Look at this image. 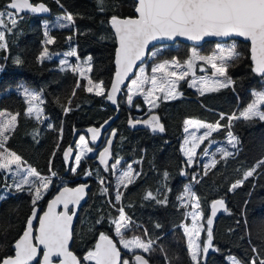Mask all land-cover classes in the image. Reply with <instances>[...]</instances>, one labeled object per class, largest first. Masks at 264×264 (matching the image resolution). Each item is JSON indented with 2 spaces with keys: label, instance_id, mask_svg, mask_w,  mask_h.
Returning a JSON list of instances; mask_svg holds the SVG:
<instances>
[{
  "label": "trees",
  "instance_id": "16d2710c",
  "mask_svg": "<svg viewBox=\"0 0 264 264\" xmlns=\"http://www.w3.org/2000/svg\"><path fill=\"white\" fill-rule=\"evenodd\" d=\"M8 2L9 0H0V10ZM31 3L47 5L51 16H23L13 33L6 36L8 48L6 51L0 49V68L3 69L0 71V110L19 113L17 127L11 133L7 147L18 154L23 163L45 176L51 173L49 160L52 161L51 167L57 178L51 180L52 186L35 207L44 208L53 192L61 187L63 179H75L66 184L77 186L80 183L77 178L89 168L93 177L104 179L103 186L107 188V193L102 194V185L92 181L93 189L79 213L72 251L83 264H88L84 256L94 249L101 233L111 238L119 248L115 226L111 221L119 216L116 209L121 207L134 222L125 232V237L136 236L144 241H156L154 251L146 254L150 264H191L187 252V237L181 227L182 224L188 225L189 221L185 219L184 207L176 199L189 180L188 177L181 178L179 174V170L186 167L183 166L184 160L178 148L185 133L184 121L215 123L220 120V114H238L246 107L252 99L251 91L264 85L261 77L251 71L249 45L229 41L236 45L237 52L240 53L239 60L228 69V75L235 81L234 86L198 96L183 81L179 87L182 92L180 97L168 101L159 100V106L149 113L140 99L134 100L131 107L125 103L119 105L120 114L113 125L117 134L112 157L122 159L126 165L132 163V168L140 175L126 189H119L123 195L117 204V189L112 184L113 176L109 166L105 170L98 165L96 158H86L81 162L77 173L71 175L69 168L72 163L64 158V152L77 130L97 128L113 116L114 111L107 102H102V97L86 91L84 81L77 73L71 70L60 71L56 60L45 59L40 63L37 57L45 47L44 22L72 13V25L49 31V35L55 37V43L47 45L49 53L66 52L74 46L77 58H91L89 78L95 83L102 81L104 87L108 88L116 70V43L110 30L109 18L113 15L133 17V2L104 0L101 5L98 0H59V3L57 0H31ZM69 36L73 37L71 41L67 39ZM208 44L203 47L216 43ZM189 48L191 47L180 43L164 46L156 60L176 58L183 61L189 56ZM17 57L22 60L20 65L14 63ZM196 72L209 74L212 69H196ZM77 80L80 81L79 88H76ZM22 85L41 91L45 101L42 105L45 118L42 124L32 116L25 115L26 102L18 93ZM101 106H105V109H101ZM65 107L71 109L67 114L64 112ZM152 116L158 117L164 131L153 132L144 123H137L134 127L128 125L129 120L151 123ZM220 123L227 125L228 121L225 119ZM232 130L240 141L237 153L227 160L219 158L216 167L208 175L199 176V183L193 186V193L199 198L200 210L205 217L215 199H223L229 208V214L213 224V247L206 257L202 254L200 264H229L228 257L248 264L253 255L252 246H256L260 254L264 255V233L260 232L264 227V165L257 168L253 177L241 187L229 191L230 185L242 179L246 170L264 159V123L259 120L235 121ZM226 135L227 129L222 128L213 133L210 139L220 142ZM190 170L194 172L192 168ZM165 173L168 174L167 178ZM6 185L8 179L5 181L0 172V194L1 188ZM148 192L161 200L166 196L167 205L144 199ZM5 197L0 200V260L13 255L12 245L24 231L33 208L27 191L17 193L14 190ZM201 223L207 227L205 221L202 220ZM157 224L160 225L159 228L156 227ZM206 240L207 232L201 231L199 242ZM132 255L133 253L123 252L124 259H131Z\"/></svg>",
  "mask_w": 264,
  "mask_h": 264
},
{
  "label": "snow or ice",
  "instance_id": "6c2138e0",
  "mask_svg": "<svg viewBox=\"0 0 264 264\" xmlns=\"http://www.w3.org/2000/svg\"><path fill=\"white\" fill-rule=\"evenodd\" d=\"M59 3V0H57ZM98 3L103 5L104 0H98ZM133 7L135 17L121 18L113 15L109 18V24L114 34V40L117 45L115 49L114 63L116 66L115 78L112 81L111 89L106 90L103 82L94 83L91 78L88 79L89 87L86 88L88 92H94L96 96H105L108 101L117 104L116 93L120 91V85L123 84L126 77L132 71L136 61L141 60L145 54V49L151 41L166 38L172 40L176 37H184L190 41H199L206 36L216 37H230L237 36L243 37L245 40L250 41V58L252 61L251 71L260 76L264 80V0H133ZM103 11V8H101ZM49 9L43 3L34 5L31 0H9L3 10H0V49L7 50L8 44L6 36L12 34L20 19H23V13H43ZM61 23L59 27H69L74 23V15L72 13H65L59 17ZM11 25V27H9ZM47 25L45 28L47 29ZM43 51L37 57V61L42 63L45 59H50L51 55L47 45L55 43V37L50 36L48 31L44 32ZM72 36L67 37L69 41ZM67 56H76V50L73 48L66 53ZM240 53L237 52L235 46L219 49L217 53L209 56L199 55L195 49L192 50L189 58L181 63L176 58L171 61H164L153 67V75L151 78L144 75L143 69L140 74L131 81L128 86L127 100L129 105L133 102L134 95H144V100L149 103L153 108L158 107L159 100L176 99L180 95L177 91L180 81L186 80L196 66L197 61H202L203 64L208 65L212 69V77H201L199 79L193 78L189 82V87H195L197 91L204 95L206 92H217L221 88H228L235 85V81L228 75V69L239 60ZM91 58H89V61ZM89 61H85L87 69L90 72L92 66ZM15 64L20 65L22 60L17 57L14 61ZM60 71H65L66 67L71 68L74 73L79 72L83 77L84 73L77 65L73 67L68 64L66 59L60 61ZM3 69L0 68V71ZM201 71H204L201 68ZM156 73H161L157 76ZM146 84L151 87L145 88ZM80 81L77 80L76 88H79ZM160 93L161 95H155ZM22 95L25 96L28 108L25 115L31 117L33 114L39 120L43 109L39 106L44 103L43 98L35 91L24 88ZM75 95V89H73ZM253 99L246 105V107L239 111L237 114L233 112L231 115L220 114V120L215 123H204L194 120H185V131H188V125L196 126L197 128L206 129L196 139L199 143H194L187 151L182 145L181 151L184 152L187 158L188 166H192L194 157L196 156L197 148L200 143L209 140L213 133L220 131L222 128L227 129V143L233 148H237L240 143L238 136L233 132L234 122L243 120L245 122H254L259 120L264 122V89L251 91ZM154 97V98H153ZM71 109L64 108L65 114ZM19 113L12 114L6 110H0V171L13 172V165L16 170L24 171L26 174L16 181L14 184L6 185L9 189L14 188L17 193L25 191L31 196V204L33 205L31 216L27 219L25 230L23 234L14 242V255L8 256L0 260V264H81L75 255L69 251V241L72 239L71 222L72 217L75 215V210L68 211V205L78 204L84 196L86 185H80L76 188L64 187L59 194L48 203V210L39 217V228L36 230V235H33L34 225L33 220L37 217L35 205L43 199L44 193L48 190L51 178L40 174V172L28 166L26 169L22 168V158L11 151L7 147V142L10 139L11 133L17 127V118ZM227 120V125L221 124L220 121ZM107 123V121H105ZM137 123H144L151 127L153 132L164 131L163 126L160 124L158 117L152 116L151 123L149 121H133L129 120V125L134 127ZM51 128L52 126L49 125ZM89 132L92 133V140L95 141L99 129L90 128ZM115 132H113V136ZM188 141L185 140V144ZM211 143V141H210ZM112 140L107 141V145L100 153V162L105 165V170H108L107 158L110 155V147ZM78 148L80 149L75 155L74 165L69 168L73 174L77 173L80 167L82 158L89 152H92L88 146L84 136L80 137ZM72 149L68 148L64 152L65 161L68 160ZM204 152L207 154L208 149L205 148ZM220 159L227 160L233 157L235 153L225 148H220L218 153L213 154V158L203 165V175H208V172L215 168L218 161L216 155ZM55 156V153H53ZM120 164L116 160L111 165V169L115 174L117 165ZM52 161L49 160V171L54 177L56 173L52 170ZM264 165V159L249 170H246L242 179L236 180L229 187V191L241 187L245 181L253 177L256 169ZM85 175H91L90 172ZM140 173H135L139 176ZM165 178L168 174L165 173ZM181 175H185L182 171ZM34 178V179H30ZM134 174L131 165L127 170L123 171L117 178V194L115 197L116 203L121 201L122 192L119 188H127L129 184L134 182ZM193 181L199 183L196 176L192 177ZM102 185V194L107 193V188L104 187V179L100 178ZM184 196L189 197L195 203L191 204L192 211L186 212L185 216H191L192 225L188 227L181 225L184 230V235L187 237V252L191 260V264H200L202 254L206 257L209 249L212 248L213 239V217L216 216L217 211L225 208V201L217 199L211 203V215L205 217L200 210L199 198L192 192L190 186L184 188ZM184 196L180 197L181 206L187 207V202ZM3 194H0V200L5 199ZM144 199L155 200L157 204L167 205V197L163 200L159 199L156 195L148 192ZM247 203V202H246ZM58 204H63L65 212H56L55 207ZM227 211V209H225ZM119 216L111 223L115 226L116 236L119 237L120 246L128 252L133 253L131 259H123L121 252L117 245L107 235L101 233L94 249L89 250L84 256V260L88 264H150V260L144 254H150L153 249L155 240L144 241L140 237L126 238L125 232L129 230L133 221L126 215L124 208L118 209ZM205 221L204 224H198L197 221ZM100 221L98 220L97 223ZM160 227L159 224L156 225ZM201 231L207 232V240L205 242H198ZM264 233V227L260 229ZM145 230V235H147ZM42 246L43 256L38 259V249ZM140 250V254L136 252ZM215 250V249H214ZM163 251V248L161 249ZM253 255L250 257L248 264H264V255L260 254V250L256 246L251 249ZM53 257L58 258L54 261ZM229 264H243V262L235 258H229Z\"/></svg>",
  "mask_w": 264,
  "mask_h": 264
},
{
  "label": "rangeland",
  "instance_id": "374dc122",
  "mask_svg": "<svg viewBox=\"0 0 264 264\" xmlns=\"http://www.w3.org/2000/svg\"><path fill=\"white\" fill-rule=\"evenodd\" d=\"M61 17V16H60ZM61 23H66V21H61L60 19H59V16L58 17H56L53 21H46V22H44V32L47 30L48 31V33H49V31L50 30H52V29H54V28H61V27H59V25L61 24ZM45 25H47L48 27H47V29L45 28ZM229 42V41H228ZM226 42V43H216V44H212L211 46H205V47H203V48H193V47H191V48H189V56L191 55V52H192V50L193 49H195L196 50V52L199 54V55H203V56H209V55H212V54H214V53H217V51L219 50V49H223V48H227V47H229V46H235V48H236V45L233 43V42ZM209 43H215V42H209ZM206 44H208V43H206ZM209 45V44H208ZM74 48V46H72L71 48H69L66 52H62V53H56V54H50L51 55V58L50 59H48V60H56L57 61V63H58V70H60V67H61V65H60V61L61 60H63V59H66L67 61H68V64L69 65H72L73 67H75V66H79L80 67V69H81V71L84 73V76L82 77L81 75H80V73L79 72H77V74H78V76H79V78L81 79V80H83L84 81V86H85V89L87 88V87H89L90 85L88 84V79L87 78H85V77H88L89 78V71H88V69H87V65L85 64V61H89L88 59H86V60H81V59H79V58H77V55L76 56H67L66 55V53L67 52H69L71 49H73ZM163 48H164V46H158V47H155V48H153L150 52H149V54H148V57H147V59H146V61H145V63L144 64H142L141 66H139L138 68H137V70H136V72H135V74H134V76L132 77V79L130 80V82L128 83V85H127V87L125 88V90H124V95H123V97L119 100V105L120 104H123V103H125L128 107H131V105H129V103H128V100H127V96H128V91H129V89H128V86L131 84V81L133 80V79H135L136 78V76L137 75H139L140 74V70L141 69H143V71H144V75L145 76H147V77H149V78H151V76L153 75V72H152V69H153V67H155L157 64H159V63H162V62H164V61H171L172 59H170V60H156L157 59V56L163 51ZM75 49V48H74ZM237 50V49H236ZM189 56H188V58H189ZM187 58V59H188ZM187 59H185V60H183V61H180L181 63H183L184 61H186ZM179 61V60H178ZM210 66H208V65H205V64H203V62L202 61H197L196 62V66H195V68L193 69V74H191L186 80H183V81H186L187 82V87L188 88H190L196 95H198V96H202L198 91H197V89L195 88V87H189V82L193 79V78H196V79H199V78H201V77H210V78H219V77H212V73H200V74H198L197 72H196V69H198L199 71H201V68H203L204 69V71L206 70V68H209ZM211 68V67H210ZM65 70H71L72 71V69L71 68H68V67H66V69ZM156 75L159 77V76H161L162 74L161 73H156ZM219 79H223V78H219ZM183 81H180L179 82V85H178V89H177V91L180 93V95L178 96V97H180L182 94H181V92H180V90H179V87H180V85L183 83ZM263 82H264V80H263ZM95 83V82H94ZM145 88H149V87H151V85L150 84H146L145 86H144ZM24 88H28L29 90H31V91H35V92H37L42 98H43V100H44V97H43V95H42V93H41V91H38V90H36V89H34V88H30V87H27V86H24V85H22V87L18 90V93L20 94V96L24 99V101L26 102V98H25V96L24 95H22V92H23V89ZM106 90H108V88H105ZM261 89H264V85L260 88V89H257V90H261ZM89 93H91V94H94V92H89ZM206 93H208V92H206ZM205 93V94H206ZM155 95H161L160 93H156ZM100 97H102V102H107V99H106V97L105 96H100ZM154 98V97H153ZM136 99H140L141 101H142V103H143V105H144V107H145V110H146V112L147 113H149V112H151V111H153L154 109H155V107L153 108L149 103H146L145 102V100H144V95L143 94H141V95H134L133 96V101L134 100H136ZM252 99H253V97H252ZM251 99V100H252ZM168 100H174V99H168ZM167 100V101H168ZM45 102V101H44ZM108 103V102H107ZM43 105V104H42ZM42 105H39L41 108H42ZM26 109L28 108V103L26 102ZM102 108H105V106H102ZM32 117L37 121V122H39V124H42L43 123V121L45 120V118H44V116H43V112H42V114H41V116H40V119L39 120H37L36 119V117H35V115L33 114L32 115ZM262 123H264V122H262ZM188 127V131L186 132L185 131V133H184V135H183V139L180 141V143H179V145H178V148H179V152H180V154H181V156H182V158H183V160H184V165L183 166H186L189 170L192 168L193 169V173H192V175H191V173H190V176H189V180H188V182L184 185V187L182 188V191L180 192V194L176 197V199H177V202H178V204L181 206V201H180V197H182V196H184V188L186 187V186H190V188H191V190H192V192H193V186H194V184L196 183V182H194L193 181V179H192V177L193 176H196L197 177V179H198V177L199 176H202L203 175V165L205 164V163H207L210 159H212L213 158V154L214 153H218V150L220 149V148H225V149H227V150H230V151H232L233 153H237V151H238V146H237V148H235V149H233L228 143H227V135H226V137L222 140V141H220V142H215V141H213L212 139H210L209 138V140H206V141H204L203 143H200V146H199V148H197V150H196V152H197V154H196V156L194 157V162H193V165L192 166H188V164H187V158H186V156H185V154H184V152H182L181 151V147H182V145L184 146V148H185V151H187L194 143H199V141L196 139L197 137H199L204 131H206V129H203V128H197L196 126H192V125H188L187 126ZM81 136H84V135H80L79 137H78V140H77V142H76V144H75V147H74V154L72 155V157L71 158H69L68 160H67V162H69L70 164L72 163V166L74 165V162H75V155L77 154V152L80 150L79 148H78V144H79V140H80V137ZM85 137V136H84ZM85 140L87 141V143H88V146L91 148V149H93V151L92 152H89V153H87L83 158H82V160H81V162L82 161H84L86 158H92L93 156H94V154L96 153V151L98 150V148H93V145L94 144H92V143H90L89 141H88V139L85 137ZM185 140H187L188 141V143L187 144H185ZM210 141H211V143H210ZM96 145V144H95ZM98 145V144H97ZM205 148H207L208 149V152H207V154L204 152V149ZM215 158L218 160L219 158H220V156L217 154L216 156H215ZM92 159H94V158H92ZM116 160H119L120 161V164L119 165H117V167H116V170H115V175H114V178H113V180H112V184L116 187V189H117V178H118V176L123 172V171H125V170H127V168H128V166L129 165H131V168H132V163L131 164H125L124 163V161L122 160V159H119L118 157H116V158H113L112 157V164H114L115 162H116ZM111 164V165H112ZM111 165H110V167H109V169H111ZM136 166V165H135ZM134 166V167H135ZM28 167V165L27 164H25V163H23L22 164V168H24V169H26ZM78 170V169H77ZM132 170H133V174H134V177H136L135 176V173H138V171H135V169H133L132 168ZM111 171L113 172V170L111 169ZM1 173H2V175H3V179L6 181V178L8 179V185H11V184H14L16 181H18L19 179H21L25 174H26V172H24V171H18V170H16V168H15V166L13 165V172H4V171H0ZM88 172H90V170L88 171ZM90 178V177H89ZM30 179H34V178H30ZM135 179V178H134ZM62 183H64V182H61V184ZM96 183L98 184H101L100 183V180L99 179H96ZM52 186V181H51V183L49 184V188ZM48 188V189H49ZM121 188H123V186H121L119 189H121ZM3 189V190H2ZM59 188H57L54 192H53V195L57 192V190H58ZM15 189L14 188H12V189H9L8 187H2L1 188V194H3L4 196H7L10 192H12V191H14ZM118 190V189H117ZM48 191V190H47ZM47 191L44 193V195H43V197L47 194ZM6 193V194H5ZM117 193V192H116ZM52 197V196H51ZM50 197V198H51ZM184 199H185V201L187 202V207H184V211H185V213L186 212H191L192 211V209H191V204L192 203H195V201H193V200H191L189 197H186V196H184ZM43 210V208H41V211ZM79 218V217H78ZM186 219L189 221V224L188 225H186V226H188V227H191V225H192V219H191V216L189 215V216H187L186 217ZM78 221V220H77ZM201 222H202V220L201 221H197V223L198 224H201ZM77 223V222H76ZM184 231V230H183ZM201 234V233H200ZM115 235H116V233H115ZM117 237V236H116ZM126 238H132V237H126ZM117 241H118V243H119V248L123 251V252H127V253H130V252H128L126 249H124V248H122L121 246H120V240H119V237H117ZM198 242H199V240H198ZM136 252L137 253H140V250H136ZM144 255H146V254H144ZM229 258L230 257H228V261H229ZM233 258V257H232ZM126 259V258H125Z\"/></svg>",
  "mask_w": 264,
  "mask_h": 264
},
{
  "label": "water",
  "instance_id": "95a60500",
  "mask_svg": "<svg viewBox=\"0 0 264 264\" xmlns=\"http://www.w3.org/2000/svg\"><path fill=\"white\" fill-rule=\"evenodd\" d=\"M129 1H132L133 0H129ZM41 3H38V4H34V5H39ZM45 5V4H44ZM45 7H47L49 9V11L47 12H43V13H23L22 16H35V17H38V18H48L51 16V10L50 8L45 5ZM135 12H134V16L135 17ZM110 26V24H109ZM110 30H111V33L114 37V34L112 32V29L110 27ZM228 41H236V42H240V43H244V44H248L249 45V54L251 55L250 53V47H251V44H250V41H247L245 40L243 37H237V36H230V37H216V36H206L204 37L202 40H199V41H190L184 37H176L172 40H168L166 38H162V39H158V40H155V41H151L149 43V45L147 46V48L145 49V54L144 56L142 57L141 60H138L136 61V64L133 66V69L132 71L129 73L128 77L125 78L123 84L120 85V91L118 93H116V99L118 101L117 104H113L111 101H108V104H109V108L111 110L114 111V115L111 116L110 118L106 119L105 121H107V123L102 122L97 128L95 129H99V134L96 138L95 141L92 140V133L88 131V129L90 128H83V129H80V130H77L75 133H74V137L69 145L68 148H71L75 146V143L76 141L78 140V137L80 135H84L88 141L92 144H98V145H101L104 143V137L105 135L108 134V138L107 140L105 141V144L104 146L98 151L97 153V163L98 165L101 167V168H105V165L104 164H101L100 162V156H99V153L106 147L108 146L107 145V141L109 139L112 140V144H111V147H110V155L107 158V163H108V166L111 165V162H112V155H113V146H114V143H115V140H116V130H112L113 128V125L114 123L117 121L118 117H119V114H120V108H119V100L123 97L124 95V90L125 88L127 87L128 83L130 82V80L132 79V77L134 76L137 68L139 66H141L142 64L145 63L147 57H148V54L149 52L155 48V47H158V46H169V45H175L177 43H180V44H183V45H187L189 47H193V48H201L204 44L206 43H209V42H215V43H226ZM117 47V45H116ZM116 71V70H115ZM115 78V73L113 75V79ZM112 79V81H113ZM112 81H111V84H112ZM111 84L109 85L108 87V90L111 89ZM113 132H115V135L113 136ZM73 150V149H72ZM74 154V150L72 151V153L69 155V158L72 157V155ZM68 158V159H69ZM80 185H86L87 187L85 188L84 190V196H83V199H81L79 201L78 204H69L68 205V211H69V214H71V210H75V215H73L72 217V222H71V231H72V239L69 241V251H71L73 253V255H75L77 257V259L82 263V260L72 251V245H73V235H74V230H75V226H76V222H77V219H78V216H79V212L80 210L86 205L87 201H88V192L90 190V185L87 183V182H82L80 184H78L76 187L80 186ZM64 187H68V188H76V187H70V186H63L61 187L45 204L43 210L41 211V206H37L35 207L36 208V212H37V217L33 220V225H34V230H33V235H36V230L39 228V217L42 216L47 210H48V203L53 200L58 194L59 192L64 188ZM217 200V199H215ZM225 209H227V211H225ZM55 211L60 213V212H65V208L63 206V204H58L56 205L55 207ZM229 214V208L225 202V208H221L217 211V214L215 217H213V224H215L216 222H218V220L224 216H227ZM211 215V205L209 206V214L208 216ZM31 216V214H30ZM29 216V217H30ZM28 217V218H29ZM25 230V229H24ZM23 234V232H22ZM21 234V235H22ZM20 235V236H21ZM19 236V237H20ZM18 237V238H19ZM99 237L96 239V242L98 241ZM95 242V244H96ZM114 242V241H113ZM115 243V242H114ZM14 245V244H13ZM12 245V249H13V255H14V247ZM119 249V248H118ZM120 250V249H119ZM121 252V250H120ZM42 256H43V249H42V246L38 249V259H42ZM121 256H123V253L121 252ZM123 258V257H122ZM53 260L54 261H58V258L56 257H53ZM33 264H36V262H33Z\"/></svg>",
  "mask_w": 264,
  "mask_h": 264
},
{
  "label": "flooded vegetation",
  "instance_id": "af4514ba",
  "mask_svg": "<svg viewBox=\"0 0 264 264\" xmlns=\"http://www.w3.org/2000/svg\"><path fill=\"white\" fill-rule=\"evenodd\" d=\"M129 125V124H128ZM112 130H116L117 131V129H116V127L114 126L113 128H112ZM107 138H108V134L107 135H105V137H104V143L103 144H101V145H93V148L95 149V148H98V150L96 151V153L94 154V156L92 157V158H96L97 159V153H98V151L104 146V144H105V141L107 140ZM184 172L185 173V175H181V172ZM179 174H180V176H181V178L182 177H188L189 178V176H190V173L192 174L193 172H191V170H189L187 167H185V169L183 168H181L180 170H179ZM90 173H91V171H90ZM116 174V173H115ZM112 171H111V175L113 176V178H114V175H115ZM71 175H73V173L71 172ZM89 177L91 178V180H89V178L87 179V183L90 185V190H89V192H88V194L92 191V189H93V182L94 181H96V178L95 177H93L92 176V173H91V175H89ZM137 178V176L135 177V179ZM79 181H80V183H81V180H80V178L78 177L77 178ZM134 179V180H135ZM73 181H75V179H72V180H70V179H68V181H66V182H68V183H72ZM93 181V182H92ZM66 182H64V183H62V185H61V187H63V186H70L69 184L67 185L66 184ZM80 183H78V184H80ZM60 187V188H61ZM71 187V186H70ZM76 187V186H75ZM59 188V189H60ZM58 189V190H59ZM57 190V191H58ZM81 211V210H80ZM80 213V212H79Z\"/></svg>",
  "mask_w": 264,
  "mask_h": 264
},
{
  "label": "built area",
  "instance_id": "2783aa9c",
  "mask_svg": "<svg viewBox=\"0 0 264 264\" xmlns=\"http://www.w3.org/2000/svg\"><path fill=\"white\" fill-rule=\"evenodd\" d=\"M102 109H104V108H102ZM86 176H87V175H84V176H82L81 178L84 179V178H86Z\"/></svg>",
  "mask_w": 264,
  "mask_h": 264
}]
</instances>
